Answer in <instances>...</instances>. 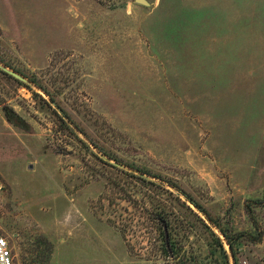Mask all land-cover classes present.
Segmentation results:
<instances>
[{
    "label": "rangeland",
    "instance_id": "rangeland-1",
    "mask_svg": "<svg viewBox=\"0 0 264 264\" xmlns=\"http://www.w3.org/2000/svg\"><path fill=\"white\" fill-rule=\"evenodd\" d=\"M146 1L0 0V235L14 264H223L193 213L229 264L207 216L245 234L237 264H264V32L253 61L230 39L264 0Z\"/></svg>",
    "mask_w": 264,
    "mask_h": 264
},
{
    "label": "trees",
    "instance_id": "trees-1",
    "mask_svg": "<svg viewBox=\"0 0 264 264\" xmlns=\"http://www.w3.org/2000/svg\"><path fill=\"white\" fill-rule=\"evenodd\" d=\"M61 122L64 124V122L62 121V119H60ZM141 181H143L142 179H140ZM196 208H199L198 204L195 203ZM203 214H206L205 212H203ZM159 216V215H157ZM193 216L197 219V221L201 222V224L207 229L209 230L211 236L213 237L214 241L216 242L217 246L220 249L221 255L224 258L223 259V264H229V260H228V256L226 254V252L224 251L223 248V242L221 241V239L215 235V233H213L210 228L208 227L207 224L204 223V221L199 218L195 213H193ZM207 216V214H206ZM208 220L210 221V223L212 224V226L214 228L217 229V231L220 233V235L223 237V240L225 242V244L230 248V253L233 259V264H237V260L235 257V245H237L239 243V241L245 236L244 233H236V234H231L230 231H228L227 229H225L224 227H222L216 220H213L211 217H208ZM251 218V217H250ZM252 223L255 224V220L253 218H251ZM157 221H160V223L163 225V242H164V249L165 252L168 254V256L170 257H176L178 252L176 250V244L173 242V234L171 233V231H169V225L168 223L161 217H157ZM256 226V224H255ZM257 228V227H256ZM165 231L167 232L168 235V241L166 243L165 240ZM250 239L253 242H258L261 239V234L258 233L256 235V237L253 236H249Z\"/></svg>",
    "mask_w": 264,
    "mask_h": 264
},
{
    "label": "crops",
    "instance_id": "crops-1",
    "mask_svg": "<svg viewBox=\"0 0 264 264\" xmlns=\"http://www.w3.org/2000/svg\"><path fill=\"white\" fill-rule=\"evenodd\" d=\"M260 12V9H259ZM251 14V15H249ZM219 23L217 25H221V20H217ZM262 30V31H261ZM264 32V15L257 13V16L253 14V12L248 13V14H243L240 15V32H239V37H231V41H234L240 46V53H238V59L239 62H243V60L247 56L246 48L249 46L250 53L252 54V61L254 60V55L256 54L254 51V47L259 43L260 35L261 33ZM222 38V36H221ZM220 38V42H221ZM226 43V41H225ZM224 43V44H225ZM222 46V42L219 43ZM227 44V43H226ZM244 44V45H242ZM247 45V46H246ZM222 48V47H221ZM227 54H234L228 52ZM263 64V63H262ZM244 65H247V63L243 64L240 70L244 68ZM253 65V64H252ZM257 65H260L259 63L255 64L253 68H257ZM252 68V66H251Z\"/></svg>",
    "mask_w": 264,
    "mask_h": 264
},
{
    "label": "water",
    "instance_id": "water-1",
    "mask_svg": "<svg viewBox=\"0 0 264 264\" xmlns=\"http://www.w3.org/2000/svg\"><path fill=\"white\" fill-rule=\"evenodd\" d=\"M135 2L137 3V4H140V5H142V6H148L149 4H148V2L146 1V0H135ZM6 72V71H5ZM6 73H8L9 75H11L13 78H15V79H17V80H20V81H22L23 80V78H21L20 76H18V75H16V74H14V73H12V72H6ZM48 102L52 105V107L58 112V114L62 117V119H65V116H64V114H63V112L57 107V105L52 101V100H48ZM104 161H108V159L106 158V157H104V156H102V155H99ZM113 165L114 166H116V167H119L120 165L119 164H117V163H113ZM189 201H190V203L192 204V205H194L195 206V204H194V202H192V200H190V199H188ZM196 207V206H195ZM199 209V208H198ZM199 211H200V209H199ZM165 240H166V243H167V241H168V235H167V232L165 231ZM228 249L230 250V248L228 247Z\"/></svg>",
    "mask_w": 264,
    "mask_h": 264
},
{
    "label": "built area",
    "instance_id": "built-area-1",
    "mask_svg": "<svg viewBox=\"0 0 264 264\" xmlns=\"http://www.w3.org/2000/svg\"><path fill=\"white\" fill-rule=\"evenodd\" d=\"M0 264H14L7 241L0 235Z\"/></svg>",
    "mask_w": 264,
    "mask_h": 264
}]
</instances>
